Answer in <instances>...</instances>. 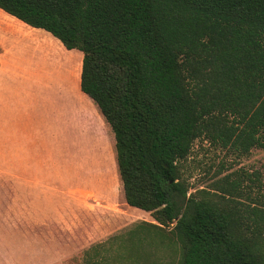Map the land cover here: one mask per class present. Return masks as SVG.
I'll return each mask as SVG.
<instances>
[{"label":"trees","instance_id":"1","mask_svg":"<svg viewBox=\"0 0 264 264\" xmlns=\"http://www.w3.org/2000/svg\"><path fill=\"white\" fill-rule=\"evenodd\" d=\"M0 9L83 54L80 89L114 132L126 203L171 228L177 264H264V202L240 208L236 181L220 200L191 193L180 170L199 139L237 155L264 148V0H0Z\"/></svg>","mask_w":264,"mask_h":264},{"label":"rangeland","instance_id":"2","mask_svg":"<svg viewBox=\"0 0 264 264\" xmlns=\"http://www.w3.org/2000/svg\"><path fill=\"white\" fill-rule=\"evenodd\" d=\"M27 26L0 9V264H177L171 228L126 203L114 132L80 89L83 54ZM180 170L191 193L220 200L236 181L240 208L264 202V148L199 139ZM81 230L89 248L58 245Z\"/></svg>","mask_w":264,"mask_h":264},{"label":"crops","instance_id":"3","mask_svg":"<svg viewBox=\"0 0 264 264\" xmlns=\"http://www.w3.org/2000/svg\"><path fill=\"white\" fill-rule=\"evenodd\" d=\"M27 28H29V26H27ZM60 237L61 239L58 241V245L69 248L70 252H81L89 248L94 243L90 240L89 232H84V230H81L76 235L74 234V231H66L65 233H61Z\"/></svg>","mask_w":264,"mask_h":264},{"label":"bare ground","instance_id":"4","mask_svg":"<svg viewBox=\"0 0 264 264\" xmlns=\"http://www.w3.org/2000/svg\"><path fill=\"white\" fill-rule=\"evenodd\" d=\"M21 22V21H20Z\"/></svg>","mask_w":264,"mask_h":264}]
</instances>
